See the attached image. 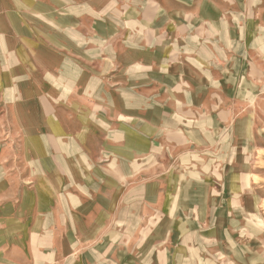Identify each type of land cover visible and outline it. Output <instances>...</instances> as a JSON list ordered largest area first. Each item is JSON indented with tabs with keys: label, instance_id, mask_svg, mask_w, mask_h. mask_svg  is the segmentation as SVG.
<instances>
[{
	"label": "crops",
	"instance_id": "1",
	"mask_svg": "<svg viewBox=\"0 0 264 264\" xmlns=\"http://www.w3.org/2000/svg\"><path fill=\"white\" fill-rule=\"evenodd\" d=\"M260 83L264 0H0V264L236 256L218 132Z\"/></svg>",
	"mask_w": 264,
	"mask_h": 264
},
{
	"label": "rangeland",
	"instance_id": "2",
	"mask_svg": "<svg viewBox=\"0 0 264 264\" xmlns=\"http://www.w3.org/2000/svg\"><path fill=\"white\" fill-rule=\"evenodd\" d=\"M260 84L246 102L253 111L229 114L218 132V162H214L218 185L223 196L234 200L228 217L234 218L232 227L238 234L230 248L236 256L218 257L224 264H264V83Z\"/></svg>",
	"mask_w": 264,
	"mask_h": 264
}]
</instances>
